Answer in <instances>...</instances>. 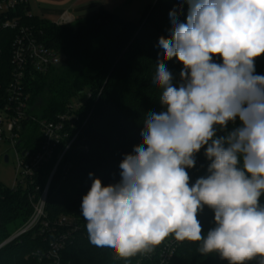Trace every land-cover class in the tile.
Instances as JSON below:
<instances>
[{"label":"clouds","instance_id":"clouds-1","mask_svg":"<svg viewBox=\"0 0 264 264\" xmlns=\"http://www.w3.org/2000/svg\"><path fill=\"white\" fill-rule=\"evenodd\" d=\"M186 2L185 19L170 12V35L158 41L160 110L146 114L121 179L95 178L82 197L88 239L124 260L172 236L228 264H264V75L255 63L264 55V0ZM173 58L183 65L179 81L166 64ZM202 149L208 174L190 183L186 169ZM205 206L214 212L206 233Z\"/></svg>","mask_w":264,"mask_h":264},{"label":"trees","instance_id":"trees-1","mask_svg":"<svg viewBox=\"0 0 264 264\" xmlns=\"http://www.w3.org/2000/svg\"><path fill=\"white\" fill-rule=\"evenodd\" d=\"M186 0H156L148 7L139 22L125 20L116 13L101 8L96 14L81 18L72 26L33 16L26 17L30 7H22L23 25L29 26L47 48L66 57V62L55 66L47 74H33L27 80L29 95L28 116L53 120L66 106L83 97L81 122L71 138L79 134L64 158L49 190L46 206L47 221L61 216L81 215L82 197L88 193L95 178L106 186L118 182L120 162L125 154L142 142L140 132L146 114L160 110L159 88L153 84L156 64L162 49L161 36L167 38L172 27L170 12L176 10L180 20L187 16ZM16 32H0V109L6 104V90L13 80L12 42ZM256 73L264 75V55L256 58ZM176 81L182 64L173 58L166 61ZM229 124V130L239 126ZM223 134V133H218ZM40 131L31 120L24 122L20 149L36 153L40 145ZM88 146L85 153L83 147ZM210 161L202 149L196 165L186 169L190 183L206 176ZM56 163L46 165L35 180L43 188ZM89 173L93 176L89 177ZM33 191L7 189L0 183V247L17 235L31 219L34 208L30 202ZM264 204V195L260 198ZM203 232L214 227V212L205 206L198 214ZM87 223V222H86ZM39 229L28 232L0 250V264H40L33 255L48 248ZM167 239V238H166ZM165 239V240H166ZM165 240L155 249L156 256L147 259L137 255L127 260L118 257L110 248H101L79 237L62 254L63 264H157ZM199 242H187L179 248L170 264H228L219 254L199 253ZM251 261L249 264H255Z\"/></svg>","mask_w":264,"mask_h":264},{"label":"built area","instance_id":"built-area-1","mask_svg":"<svg viewBox=\"0 0 264 264\" xmlns=\"http://www.w3.org/2000/svg\"><path fill=\"white\" fill-rule=\"evenodd\" d=\"M22 7H30L29 0H0V32H16L12 42V68L13 80L6 90V104L0 109V144L8 143L17 153V183L13 190L23 189L33 191L30 202L34 213L27 225L12 239L39 229L40 236L46 237L49 242L46 250L39 251L33 256L40 264H63L62 254L65 249L73 245L79 237L88 239L86 222L73 216H61L56 221H47L46 206L49 190L58 169L64 158L73 147L79 134L73 137L81 122L80 111L90 94L76 99L66 106L64 113L57 115L53 120H40L28 116L29 95L26 83L33 74H47L50 69L66 62V57L47 48L41 43L29 26H24L23 16L19 14ZM32 12H27L26 17L31 18ZM75 17L64 13L56 23L58 26H67L75 22ZM1 55V51H0ZM183 67V65H182ZM31 120L36 123L40 131V145L36 153L22 152L20 137L24 122ZM83 151L89 152L88 146ZM55 162L54 170L43 188L36 184V176L48 164ZM11 239V240H12ZM9 240V241H11ZM8 241V242H9ZM189 241H177L168 237L158 256L157 264H170L177 251ZM156 256L155 251L145 256L151 259Z\"/></svg>","mask_w":264,"mask_h":264},{"label":"crops","instance_id":"crops-1","mask_svg":"<svg viewBox=\"0 0 264 264\" xmlns=\"http://www.w3.org/2000/svg\"><path fill=\"white\" fill-rule=\"evenodd\" d=\"M59 7H65L61 13H70L76 20L96 14L101 8L116 13L125 20L135 21L150 0H47ZM32 12V10H31ZM57 23L58 21H53Z\"/></svg>","mask_w":264,"mask_h":264},{"label":"rangeland","instance_id":"rangeland-1","mask_svg":"<svg viewBox=\"0 0 264 264\" xmlns=\"http://www.w3.org/2000/svg\"><path fill=\"white\" fill-rule=\"evenodd\" d=\"M32 14L41 19L49 21H59L61 19V13L65 11V7H59L55 3H50L47 0H29ZM156 0H150L148 5L143 9L141 15L133 22H139L143 17L148 7L155 4ZM67 25L72 26L76 23ZM9 157V162L6 163L5 158ZM17 153L8 143L0 144V183L7 189H13L17 183Z\"/></svg>","mask_w":264,"mask_h":264},{"label":"water","instance_id":"water-1","mask_svg":"<svg viewBox=\"0 0 264 264\" xmlns=\"http://www.w3.org/2000/svg\"><path fill=\"white\" fill-rule=\"evenodd\" d=\"M5 161H6V163H8V162H9V157H6V158H5ZM14 240H15V238L12 239V240L9 241V242H6L5 244H3V245L0 247V250H1L3 247H5L7 244L11 243V242L14 241ZM255 264H257V262H256Z\"/></svg>","mask_w":264,"mask_h":264}]
</instances>
